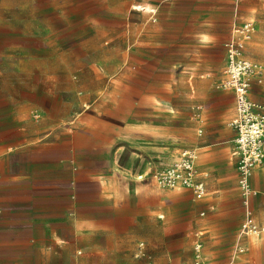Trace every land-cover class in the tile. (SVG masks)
<instances>
[{
  "label": "crops",
  "instance_id": "0c3cea01",
  "mask_svg": "<svg viewBox=\"0 0 264 264\" xmlns=\"http://www.w3.org/2000/svg\"><path fill=\"white\" fill-rule=\"evenodd\" d=\"M246 1L264 6L0 0V264H264V232L240 235L236 97L223 87L233 31L258 15ZM254 33L243 59L261 68L248 97L264 116ZM184 151L202 199L154 178ZM250 182L264 228V163Z\"/></svg>",
  "mask_w": 264,
  "mask_h": 264
},
{
  "label": "built area",
  "instance_id": "2783aa9c",
  "mask_svg": "<svg viewBox=\"0 0 264 264\" xmlns=\"http://www.w3.org/2000/svg\"><path fill=\"white\" fill-rule=\"evenodd\" d=\"M233 33L234 39L227 45L229 71L223 87L233 90L236 97L238 119L233 123V126L237 131L235 140L237 148L233 155L238 158V183L245 206L240 235L258 236L264 232V228L257 225L250 209V199L255 194L250 178L253 169L264 163V116L255 113L248 93L250 79L258 77L261 68L243 59L245 45L251 40L254 33L253 23L237 26ZM196 117H199V114ZM196 161L195 151H184L171 167L158 171L154 178L160 185L166 187L180 183L192 191L196 199H202L206 195V186L199 180ZM201 248V244L198 243L196 245L198 254ZM194 264L206 263L198 255Z\"/></svg>",
  "mask_w": 264,
  "mask_h": 264
},
{
  "label": "rangeland",
  "instance_id": "374dc122",
  "mask_svg": "<svg viewBox=\"0 0 264 264\" xmlns=\"http://www.w3.org/2000/svg\"><path fill=\"white\" fill-rule=\"evenodd\" d=\"M244 5L246 7H253L255 9L258 10V15L257 17L253 18V20L255 21V23L253 24L254 26V31H255V35H260V37L264 36L263 35V32H264V6L262 5V3H257V2H250V1H246L244 3ZM148 8V7H147ZM133 10L135 11H139V6L136 8V7H133ZM149 12V13H153V11H150V9L148 8V10L146 11H142V12ZM241 26V25H240ZM224 72L223 74L225 75V78L227 79V73L229 71V60L227 59L226 61V66L224 67ZM254 78L255 77H252L250 79V85H249V94L251 93V90H252V86H253V83H254ZM225 79V80H226Z\"/></svg>",
  "mask_w": 264,
  "mask_h": 264
},
{
  "label": "bare ground",
  "instance_id": "6f19581e",
  "mask_svg": "<svg viewBox=\"0 0 264 264\" xmlns=\"http://www.w3.org/2000/svg\"><path fill=\"white\" fill-rule=\"evenodd\" d=\"M135 7V6H134ZM137 8V7H136ZM146 10H148V8L147 7H145V6H139V11H146ZM148 12V11H147Z\"/></svg>",
  "mask_w": 264,
  "mask_h": 264
}]
</instances>
